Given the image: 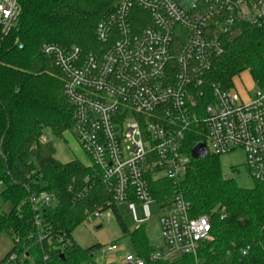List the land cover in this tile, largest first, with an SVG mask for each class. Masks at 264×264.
<instances>
[{"label": "built area", "instance_id": "obj_1", "mask_svg": "<svg viewBox=\"0 0 264 264\" xmlns=\"http://www.w3.org/2000/svg\"><path fill=\"white\" fill-rule=\"evenodd\" d=\"M21 14L19 0H0V44ZM243 23L264 30V0H120L98 27L97 51L52 43L42 47L64 76V94L75 109L74 132L114 201L129 204L139 228L152 217L150 205H161L160 240L146 259L134 252L122 264L185 256L203 264L200 252L210 238L213 216H194L182 192L193 160L184 147L188 134L206 140L208 155L244 151L252 178L264 181V88L253 81L250 95L252 89L236 84L241 75L229 88L209 80L214 62L224 54L222 37ZM162 180L171 184L170 195L157 184ZM56 202L47 192L29 197L39 243L45 239L43 212ZM216 213L226 218L223 211ZM29 251L13 252L7 262L36 264Z\"/></svg>", "mask_w": 264, "mask_h": 264}, {"label": "trees", "instance_id": "obj_2", "mask_svg": "<svg viewBox=\"0 0 264 264\" xmlns=\"http://www.w3.org/2000/svg\"><path fill=\"white\" fill-rule=\"evenodd\" d=\"M19 2V22L0 44V198L12 205L9 212L0 209V236L7 234L14 245L7 257L29 249L36 264H94L93 254L102 246L82 249L73 241V232L90 214L112 210L134 252L146 259L152 251L146 227H126L102 173L79 161L61 163L53 143L44 141L47 131L57 138L75 131V109L65 97L61 70L42 47L52 43L84 53L97 51L98 27L120 0ZM221 40L224 54L214 62L210 82L229 88L233 78L248 72L256 86L264 88V30L243 23ZM205 142L200 135L188 134L185 152ZM157 184L170 195L168 181ZM42 192L54 194L57 202L43 212L45 239L39 243L29 197ZM182 192L194 216H213L210 238L200 252L203 264H264V181L241 188L225 178L221 157L208 155L191 161ZM155 198L162 199L157 192ZM156 264L196 263L185 256Z\"/></svg>", "mask_w": 264, "mask_h": 264}, {"label": "rangeland", "instance_id": "obj_3", "mask_svg": "<svg viewBox=\"0 0 264 264\" xmlns=\"http://www.w3.org/2000/svg\"><path fill=\"white\" fill-rule=\"evenodd\" d=\"M234 79V78H233ZM237 86L241 89L246 87L252 89L250 95H253L255 89L254 82L248 72L241 74V78L237 81ZM44 141L53 143L56 149V158L63 164L73 161H79L85 166H91L92 160L81 147L75 132H66L62 138L54 137L50 132H45ZM223 173L226 179L235 180L241 188H252L255 184L247 165L246 155L240 150L221 157ZM4 187L0 186V196ZM55 203L52 204L54 206ZM161 205L155 202L150 205L151 219L145 223L147 235L152 244L160 240L159 219L161 216ZM0 209L9 212L12 209L10 203H4L0 198ZM219 210V209H217ZM117 211L130 231L139 228L138 223L134 220L133 213L129 208L128 203L117 204ZM217 212V211H216ZM136 213L139 220L144 219L143 208L136 203ZM73 241L82 249H89L96 245H101L102 248L93 254L94 264H122L127 255L134 253V248L131 239L125 235L117 220L116 214L109 210L102 214L100 218L89 216L87 220L76 228L73 232ZM13 241L8 235L0 236V263L12 264L10 262H2L6 253L13 247ZM110 246H116V251H106ZM31 263L35 262V257L32 255Z\"/></svg>", "mask_w": 264, "mask_h": 264}, {"label": "water", "instance_id": "obj_4", "mask_svg": "<svg viewBox=\"0 0 264 264\" xmlns=\"http://www.w3.org/2000/svg\"><path fill=\"white\" fill-rule=\"evenodd\" d=\"M208 157V151L205 143H199L191 151V158L193 160H204Z\"/></svg>", "mask_w": 264, "mask_h": 264}, {"label": "crops", "instance_id": "obj_5", "mask_svg": "<svg viewBox=\"0 0 264 264\" xmlns=\"http://www.w3.org/2000/svg\"><path fill=\"white\" fill-rule=\"evenodd\" d=\"M6 235H7V234H6ZM9 238H10V237H9ZM10 239H11V238H10ZM11 240H12V239H11ZM12 249H13V247L10 249V251H9L8 253H6L5 258H6L7 255L11 252ZM5 258H4V259H5ZM4 259H3V260H4ZM3 260H2V262H3ZM0 264H1V263H0Z\"/></svg>", "mask_w": 264, "mask_h": 264}]
</instances>
